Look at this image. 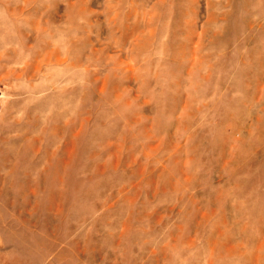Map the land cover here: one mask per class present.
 <instances>
[{"label":"rangeland","instance_id":"374dc122","mask_svg":"<svg viewBox=\"0 0 264 264\" xmlns=\"http://www.w3.org/2000/svg\"><path fill=\"white\" fill-rule=\"evenodd\" d=\"M0 264H264V0H0Z\"/></svg>","mask_w":264,"mask_h":264}]
</instances>
